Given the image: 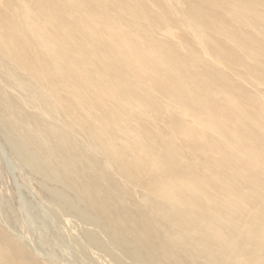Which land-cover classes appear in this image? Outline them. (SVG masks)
Returning a JSON list of instances; mask_svg holds the SVG:
<instances>
[{
    "label": "bare ground",
    "instance_id": "bare-ground-1",
    "mask_svg": "<svg viewBox=\"0 0 264 264\" xmlns=\"http://www.w3.org/2000/svg\"><path fill=\"white\" fill-rule=\"evenodd\" d=\"M0 127L115 264H264V0H0Z\"/></svg>",
    "mask_w": 264,
    "mask_h": 264
},
{
    "label": "rangeland",
    "instance_id": "rangeland-1",
    "mask_svg": "<svg viewBox=\"0 0 264 264\" xmlns=\"http://www.w3.org/2000/svg\"><path fill=\"white\" fill-rule=\"evenodd\" d=\"M7 139L6 132L0 127V212L4 214L5 222L9 228L32 242L35 249L38 247L37 250L40 254L44 255L45 252L50 254L58 264H83L77 254L76 258L72 253L63 251L57 244L59 242L57 228H54L50 224V228L52 229L51 234L45 233L40 219L45 216V212L55 213V216L66 227L68 235L76 239V242L86 249L88 256L95 264H115L108 255L97 251L94 245H91L85 239L73 218L69 219L63 215L59 207L51 205L46 201L50 195L39 183V178L31 174L11 148H9L10 143H7ZM65 192L73 200L75 199L72 193ZM88 211L90 214H93L91 209ZM29 220L35 221L34 226L29 223ZM17 221L19 222L17 223ZM26 223L28 224L26 225ZM39 247L43 250H39Z\"/></svg>",
    "mask_w": 264,
    "mask_h": 264
}]
</instances>
